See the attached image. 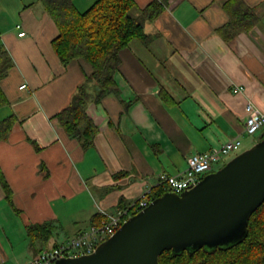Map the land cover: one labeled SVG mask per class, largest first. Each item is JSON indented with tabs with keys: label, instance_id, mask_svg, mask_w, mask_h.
I'll return each instance as SVG.
<instances>
[{
	"label": "crops",
	"instance_id": "crops-1",
	"mask_svg": "<svg viewBox=\"0 0 264 264\" xmlns=\"http://www.w3.org/2000/svg\"><path fill=\"white\" fill-rule=\"evenodd\" d=\"M94 1L73 0L82 11ZM135 1L143 10L153 0ZM160 1L164 10L145 23L149 41L133 39L120 52L117 90L89 103L99 130L84 148L57 114L92 65L62 63L53 44L60 30L42 0H0V44L13 60L0 82V121L15 116L0 139L10 189L0 179V264H21L89 229L100 207H128L195 153L236 137L247 149L262 134L244 130L247 104L264 109V0H243L257 19L232 36L225 26L244 2ZM39 223L54 229L32 240L28 226Z\"/></svg>",
	"mask_w": 264,
	"mask_h": 264
},
{
	"label": "trees",
	"instance_id": "trees-1",
	"mask_svg": "<svg viewBox=\"0 0 264 264\" xmlns=\"http://www.w3.org/2000/svg\"><path fill=\"white\" fill-rule=\"evenodd\" d=\"M42 2L60 30L53 44L62 63L67 65L74 59L84 58L92 65L91 73L79 85L70 103L57 114L60 125L70 135L78 137L84 148H88L94 144L99 130L88 113L89 103L117 90L115 73L121 62L120 52L133 39L149 41L145 23L157 18L165 7L160 0H153L143 10H138L135 0H95L82 11L73 0ZM239 11L232 14L225 26V29H230L231 36L250 27L257 19L254 9L245 2ZM12 66L11 56L0 44V82ZM6 101L0 85V104ZM14 122V115L0 121V139L7 138ZM263 138L264 132L258 141ZM0 179L9 192V185L2 174ZM167 191L165 185H159L153 189L152 200ZM53 229L50 223H39L29 225L28 234L32 240L37 237L46 239ZM159 261L160 264H264V202L251 215L247 234L239 242L182 252L169 249L160 255Z\"/></svg>",
	"mask_w": 264,
	"mask_h": 264
},
{
	"label": "water",
	"instance_id": "water-1",
	"mask_svg": "<svg viewBox=\"0 0 264 264\" xmlns=\"http://www.w3.org/2000/svg\"><path fill=\"white\" fill-rule=\"evenodd\" d=\"M263 202L264 138L182 193L154 198L92 253L54 264H160L165 250L229 246Z\"/></svg>",
	"mask_w": 264,
	"mask_h": 264
},
{
	"label": "built area",
	"instance_id": "built-area-1",
	"mask_svg": "<svg viewBox=\"0 0 264 264\" xmlns=\"http://www.w3.org/2000/svg\"><path fill=\"white\" fill-rule=\"evenodd\" d=\"M16 27L21 29L22 25L17 24ZM25 34L26 32L23 30L19 32L20 36ZM24 87L26 84L21 86V88ZM246 111L248 116L244 132L248 136L257 135L264 130V109L249 102ZM242 149V140L236 137L219 148L195 153L188 158V165L184 170L176 174L163 173L160 177V185H165L168 191L182 193L196 185L206 174L212 172L215 164L227 160L231 155L236 156ZM152 192L153 189L146 191L133 204L126 208L120 207L114 212L100 207V223H95L91 228L56 246L43 249L37 256L21 264H54L57 260L65 257H78L92 253L100 243L114 235L129 217L149 205L152 201Z\"/></svg>",
	"mask_w": 264,
	"mask_h": 264
},
{
	"label": "rangeland",
	"instance_id": "rangeland-1",
	"mask_svg": "<svg viewBox=\"0 0 264 264\" xmlns=\"http://www.w3.org/2000/svg\"><path fill=\"white\" fill-rule=\"evenodd\" d=\"M263 132H264V130L262 131V134H263ZM262 134H259L258 137H257V141L253 142L250 146H252V145H254L256 142H258V139L260 138V136H261ZM243 150H245V149L243 148L240 152H242ZM240 152H239V153H240ZM234 156H235V155H231V156L228 157L227 160H225V161H221V162L215 164L214 167H213V171H216V170L220 169V168H221L222 166H224L229 160H231ZM213 171H212V172H213ZM100 222H101V219H100V221H99L98 223H100ZM93 225H95V223L92 224V225L90 226V228H91ZM96 225H97V224H96ZM68 239H69V238H68Z\"/></svg>",
	"mask_w": 264,
	"mask_h": 264
}]
</instances>
